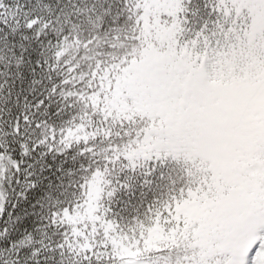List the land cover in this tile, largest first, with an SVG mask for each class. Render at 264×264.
<instances>
[{
  "label": "snow or ice",
  "instance_id": "snow-or-ice-1",
  "mask_svg": "<svg viewBox=\"0 0 264 264\" xmlns=\"http://www.w3.org/2000/svg\"><path fill=\"white\" fill-rule=\"evenodd\" d=\"M0 264H264V0H0Z\"/></svg>",
  "mask_w": 264,
  "mask_h": 264
},
{
  "label": "trees",
  "instance_id": "trees-1",
  "mask_svg": "<svg viewBox=\"0 0 264 264\" xmlns=\"http://www.w3.org/2000/svg\"><path fill=\"white\" fill-rule=\"evenodd\" d=\"M167 172V169L161 167V168H158L153 176H152V180H153V184H154V187L148 191L146 194L148 197H153L155 196L156 194H158V189L163 185V180H162V174H166Z\"/></svg>",
  "mask_w": 264,
  "mask_h": 264
}]
</instances>
